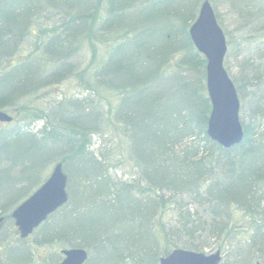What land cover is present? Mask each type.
<instances>
[{
    "label": "trees",
    "instance_id": "trees-1",
    "mask_svg": "<svg viewBox=\"0 0 264 264\" xmlns=\"http://www.w3.org/2000/svg\"><path fill=\"white\" fill-rule=\"evenodd\" d=\"M226 3V58L244 53L230 76L244 138L230 148L206 134V59L188 34L201 0H0V110L13 116L0 128V230L62 162L68 200L33 232L56 264L61 248L85 249V264H159L210 245L229 264L264 262V0ZM64 81L84 96L48 99ZM94 136L110 146L91 149ZM1 244L0 264L49 262Z\"/></svg>",
    "mask_w": 264,
    "mask_h": 264
},
{
    "label": "water",
    "instance_id": "water-1",
    "mask_svg": "<svg viewBox=\"0 0 264 264\" xmlns=\"http://www.w3.org/2000/svg\"><path fill=\"white\" fill-rule=\"evenodd\" d=\"M188 34L197 51L206 58V89L211 103L206 134L223 148H230L243 140L244 128L238 93L224 66L226 37L209 0L202 1ZM12 118L9 112L0 110V122H11ZM67 181L63 163H55L47 179L12 211L20 238H27L67 202ZM2 220L0 217V223ZM60 254L59 264H84L88 258L87 251L79 247L62 248ZM221 259L219 249L207 252L176 247L161 256L159 264H220Z\"/></svg>",
    "mask_w": 264,
    "mask_h": 264
},
{
    "label": "rangeland",
    "instance_id": "rangeland-1",
    "mask_svg": "<svg viewBox=\"0 0 264 264\" xmlns=\"http://www.w3.org/2000/svg\"><path fill=\"white\" fill-rule=\"evenodd\" d=\"M202 1V0H201ZM215 12L218 14L219 18V22L221 24V26H223L224 29H227L230 32V38L233 41V44L235 45L237 42V37L234 35L233 31H234V26H235V21H234V17L235 15H233L232 10L230 9V5H227L226 0H210ZM252 30V29H251ZM260 32H255L254 35L259 34ZM261 38L257 39L260 41H264V33H261ZM256 39L251 40V46L250 47H255V48H259L258 44L260 42H256ZM240 42V39H239ZM239 44V43H238ZM238 46V45H237ZM234 51H231L228 55V57L226 58V66L227 69L229 71V74L231 77L236 76L238 74V70L239 67H237V64L240 62V60H242V57L244 56V53H239L238 49L236 48V46H234ZM102 48V47H101ZM99 50V57H101L103 54V50ZM246 54V52H245ZM46 96L48 97V99L52 100L53 98H60L64 95L68 96V97H73V98H80L82 96H84V92H81V89H77L75 84L73 82H67L64 81L62 83V88L59 89V87H50L48 89V92L46 91ZM42 122L41 121H37L36 123H34L33 129L34 131L39 129L42 126ZM5 125V123H1L0 122V128L3 127ZM105 138V137H104ZM100 139L98 138V136H94L92 138L93 141V145L91 146V149L93 148H98L100 147L101 149H105L108 146V142H106L103 144L102 142L99 141ZM115 164V167H112L111 169V173L113 174V176L117 179H121V178H127L128 177V167L127 166H119L118 164H116L115 162L113 163ZM50 173V171H49ZM73 178V176H72ZM74 179V178H73ZM10 213V212H8ZM13 221V220H12ZM11 221L7 220L5 221V225L3 227H1L2 229L0 230V246L3 247V244H1V242H6L8 241L11 245H17L20 243H23L24 245H28V246H32V248H34V254L37 257V260L40 261L43 258H49L52 256V253H54L57 248L56 247H48L44 248V247H40L39 245H37L36 242V238L38 237V235L36 234H31L28 238L26 239H21L19 238V236H17L15 233H11L10 230H13L14 226L11 225L10 223ZM60 249V248H59ZM217 248H214L213 246H208L205 247L203 250L207 251V252H211V251H215ZM222 252V261L221 264H229L230 261H233V254H230L228 257V250H222L220 249ZM46 251H48V253H46ZM45 253V255H44ZM44 255V257H43ZM55 255V254H54ZM49 262L48 264H56V262H52V258L48 259ZM254 262V261H253Z\"/></svg>",
    "mask_w": 264,
    "mask_h": 264
}]
</instances>
